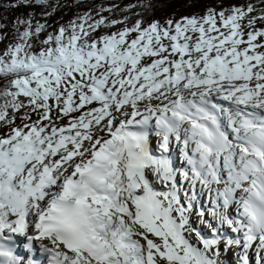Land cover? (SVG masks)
Wrapping results in <instances>:
<instances>
[{"label":"snow or ice","instance_id":"snow-or-ice-1","mask_svg":"<svg viewBox=\"0 0 264 264\" xmlns=\"http://www.w3.org/2000/svg\"><path fill=\"white\" fill-rule=\"evenodd\" d=\"M9 3L42 12L0 52V264H264V0L57 27Z\"/></svg>","mask_w":264,"mask_h":264},{"label":"trees","instance_id":"trees-1","mask_svg":"<svg viewBox=\"0 0 264 264\" xmlns=\"http://www.w3.org/2000/svg\"><path fill=\"white\" fill-rule=\"evenodd\" d=\"M117 8L114 11L116 18L122 19L124 16H129L134 22L138 18L134 13H139L143 15L146 19L151 20L153 18H159L160 16L177 15L184 12L197 11L202 9L203 3L212 4L219 6L223 4V7L227 8L230 5H243L249 2L255 3L256 0H199V2L194 3V0H117ZM137 1L135 5L137 7L133 8L131 11H123L128 6L124 3ZM60 7L56 10L57 13L52 8H48L52 15L49 17L51 21L55 23V16H65L67 17L72 8L77 4L81 5V0H66L59 1ZM83 6V5H81ZM91 4L85 5V8L90 7ZM258 7L260 5H257ZM22 8V7H20ZM6 21L5 19L3 20Z\"/></svg>","mask_w":264,"mask_h":264},{"label":"rangeland","instance_id":"rangeland-1","mask_svg":"<svg viewBox=\"0 0 264 264\" xmlns=\"http://www.w3.org/2000/svg\"><path fill=\"white\" fill-rule=\"evenodd\" d=\"M59 1H63V0H50V2L52 3L53 6H56L57 4H59ZM66 1V0H64ZM83 6L81 5H75L72 9V12H70V14L65 17V16H55V23L54 21H51L50 18H48V23L52 24L53 27H57L60 24H67L71 19L74 18L75 15L82 13L86 10L89 9H94V8H100L101 6H103L104 8H108L112 5H117L118 1L117 0H81ZM137 1L134 2H127L124 3L125 6H129V5H135ZM138 3V2H137ZM91 4L90 7L85 8V5ZM60 5V4H59ZM241 5V4H240ZM203 8L197 11H190V12H184V13H180L177 15H168V16H160L157 19H160L161 21H163L164 19L168 18V17H174V18H179L181 16H185V15H190V14H194V13H198V14H203L205 8L207 6H216V5H212V4H206L205 2L203 3ZM59 8V7H58ZM57 8V9H58ZM56 9V10H57ZM115 11V10H114ZM114 11L112 13L109 12H104L103 15L104 16H110L113 19H117ZM41 12H42V7L41 6H36L33 5L32 7H22V8H16V9H12L10 7V3L9 0H0V20H6L4 23L8 24V31H7V39H5L2 43H0V52H2L5 47L7 46V44L12 42L13 39V35H14V29L12 28V21L17 19V18H26V14L28 13H32L35 15L36 19H41ZM57 13V11H55ZM119 19V18H118ZM43 22V21H42ZM258 27H264V25H257ZM50 31L52 29H49ZM19 123V121H17Z\"/></svg>","mask_w":264,"mask_h":264},{"label":"bare ground","instance_id":"bare-ground-1","mask_svg":"<svg viewBox=\"0 0 264 264\" xmlns=\"http://www.w3.org/2000/svg\"><path fill=\"white\" fill-rule=\"evenodd\" d=\"M232 253L229 252H222L221 253V264H237V258L231 259ZM253 261V259H252Z\"/></svg>","mask_w":264,"mask_h":264}]
</instances>
